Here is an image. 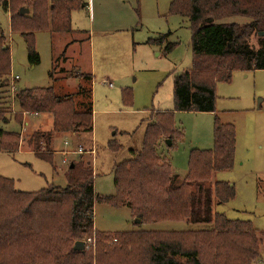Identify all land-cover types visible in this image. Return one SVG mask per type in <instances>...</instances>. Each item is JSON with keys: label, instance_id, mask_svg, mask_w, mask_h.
Instances as JSON below:
<instances>
[{"label": "trees", "instance_id": "16d2710c", "mask_svg": "<svg viewBox=\"0 0 264 264\" xmlns=\"http://www.w3.org/2000/svg\"><path fill=\"white\" fill-rule=\"evenodd\" d=\"M0 2L11 14L12 30L25 37L32 66L40 64L35 33L73 34L72 12L85 6L83 0ZM24 8L29 14H20ZM170 12L189 18L194 56L192 68L175 78L176 111L216 112L217 82H230L236 70H264V36L259 37L264 33V0H173ZM253 37L259 48L251 44ZM148 43L164 45L165 39ZM175 45L168 44L167 52ZM10 74V49L5 48L0 32L3 87L9 85ZM49 77L55 81L54 70ZM16 96L21 113L53 116V129L34 132L27 142L41 159L51 160L55 136L93 130L92 106L82 103L88 110L77 111L73 97L57 96L53 86L19 90ZM124 97L131 100L128 89ZM178 135L173 112L153 113L141 150L133 152L132 160L116 166L115 193L109 197L95 195L94 171L83 161L71 164L64 189L50 186L23 192L12 179L0 176V264H254L261 251L257 231L249 222L214 212L215 204L234 199V186L224 181L205 186L213 174L232 170L235 127L217 117L214 148L192 150L189 173L182 184L175 185L173 167L159 148L162 141ZM20 142V134L0 129V151L19 150ZM110 149L118 152L120 147L112 144ZM97 202L128 206L134 220L142 224L188 221L212 224L213 228L100 232L94 220ZM78 241L85 242L83 251L74 250Z\"/></svg>", "mask_w": 264, "mask_h": 264}, {"label": "rangeland", "instance_id": "374dc122", "mask_svg": "<svg viewBox=\"0 0 264 264\" xmlns=\"http://www.w3.org/2000/svg\"><path fill=\"white\" fill-rule=\"evenodd\" d=\"M172 1L83 0L85 7L71 15L73 34L35 33L38 66L30 64L25 37L12 30L11 14L0 4V32L11 54L10 75L19 78L15 95L19 90L53 86L49 74L54 70L58 81L65 82L58 94L72 96L77 111L88 110L84 103L91 105L93 112L91 132L55 136L52 150L56 153L51 160L41 159L26 140L34 132H50L53 116L35 120L30 116L33 112H18L17 99L9 103L5 93L11 85L2 86L0 118L12 119L9 123L0 121V129L20 134L25 144L16 151H0V176L12 179L16 189L23 192L50 186L64 189L71 164L83 161L94 171L95 195L112 196L116 166L132 160L133 152L141 150L152 114L168 111L173 112L179 135L171 145L167 139L162 141L159 150L173 167L174 184L180 185L189 173L192 150L214 148L218 117L236 129L235 164L231 171L213 174L205 186L210 188L217 181L234 186V199L215 204L214 212L252 225L261 244L254 264H264V70H236L230 82H217L216 112L176 111L175 78L192 68L194 56L190 20L170 12ZM160 38L165 39L164 45L148 43ZM250 42L259 48L256 37ZM168 44L176 45L167 52ZM82 89L84 93L79 94ZM126 89L131 93L129 101L124 97ZM13 116H20L22 121L27 117L29 126L25 129ZM112 144L120 147L118 152L110 149ZM81 147L83 153H79ZM196 187L197 183L193 189ZM94 220L97 231L111 233L213 228L212 224L188 221L142 224L134 220L128 206L100 202L95 203Z\"/></svg>", "mask_w": 264, "mask_h": 264}, {"label": "crops", "instance_id": "0c3cea01", "mask_svg": "<svg viewBox=\"0 0 264 264\" xmlns=\"http://www.w3.org/2000/svg\"><path fill=\"white\" fill-rule=\"evenodd\" d=\"M0 4H1V2H0ZM85 5V4H84ZM85 7V6H84ZM7 12V11H6ZM55 76V75H54ZM10 78H11V75H10V77H9V80H10ZM55 78V81L53 82V81H51L52 83H53V88H54V90H55V93H56V95L57 96H59V97H65L64 95H59L58 94V92H59V90L61 91L62 89H64L65 88V82L64 81H58L59 79L55 76L54 77ZM11 80H12V78H11ZM18 81V80H17ZM0 82H1V80H0ZM16 83V82H15ZM11 84V81H9V85ZM68 84V83H67ZM9 85H7L8 87H9ZM9 89L10 90H7L5 93H6V95H8V99H9V103H15V101H16V98H15V94L16 93H14V92H12V90H11V87H9ZM17 89V88H16ZM0 90H2V83H0ZM0 92H2V91H0ZM13 93H14V97H13ZM4 94V93H3ZM11 100V101H10ZM8 101V100H7ZM76 103V102H75ZM18 112H20V111H18ZM30 116H33V118L36 120V119H38V118H42V117H44V115H41V114H38V115H34V114H32V115H30ZM38 116V117H37ZM16 117V120L18 121V122H20L19 121V119H18V117L17 116H15ZM13 118H14V116H13ZM10 119H12V118H9V121L7 122V123H9L10 122ZM24 119H26V121H24ZM44 119V118H43ZM22 124V126H26V127H24L25 129L29 126V123H28V119H27V117L25 118H23V121L21 122ZM22 130H23V128H22ZM23 132V131H22ZM25 132V131H24ZM22 136V135H21ZM28 137V136H27ZM66 139H68L67 137H66ZM29 140V138L26 140V141H28ZM21 143H22V145L24 146V139H23V141L21 140V142H20V145H21ZM66 143H68V142H66ZM54 153H56V152H54ZM65 153V152H64Z\"/></svg>", "mask_w": 264, "mask_h": 264}, {"label": "water", "instance_id": "95a60500", "mask_svg": "<svg viewBox=\"0 0 264 264\" xmlns=\"http://www.w3.org/2000/svg\"><path fill=\"white\" fill-rule=\"evenodd\" d=\"M30 10L29 9H21L20 14L21 15H25V14H29ZM264 33H259V37H263ZM167 143H169V145H171V141L168 140ZM73 167V165H72ZM85 249V242L84 241H78L75 243L74 246V250L75 251H83Z\"/></svg>", "mask_w": 264, "mask_h": 264}, {"label": "built area", "instance_id": "2783aa9c", "mask_svg": "<svg viewBox=\"0 0 264 264\" xmlns=\"http://www.w3.org/2000/svg\"><path fill=\"white\" fill-rule=\"evenodd\" d=\"M17 80H19L18 77L12 78V80H11V84H10V85H11V90H12V92L15 91V82H16ZM34 115H38V114L35 113ZM79 153H83V148H82V147L80 148ZM89 243H91V240H89Z\"/></svg>", "mask_w": 264, "mask_h": 264}]
</instances>
